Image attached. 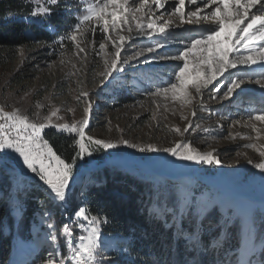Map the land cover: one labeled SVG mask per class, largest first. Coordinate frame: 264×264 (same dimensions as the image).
<instances>
[{"label": "rangeland", "instance_id": "1", "mask_svg": "<svg viewBox=\"0 0 264 264\" xmlns=\"http://www.w3.org/2000/svg\"><path fill=\"white\" fill-rule=\"evenodd\" d=\"M69 2L72 6L65 7L69 12H75L78 7L82 6V10L76 15L77 19L84 14L83 10L89 4L102 2V0H64L65 4ZM174 2L175 0H168L165 10L157 8L154 4L151 5L155 17L163 15V20L158 21L159 23L171 20L174 25H179L173 32L176 39H169L167 44V48L173 54L183 47L176 42L177 40L197 35L194 29L209 26L207 21H201L199 25L180 24L178 15H170L166 10ZM129 3L132 5L133 0H129ZM37 4L38 7H51V12L53 10L49 0H37ZM200 6L203 7L202 4ZM195 7L185 0L186 13L189 10H195ZM205 11L208 10L205 9ZM137 15L141 14L137 13ZM31 22L43 26L46 31H54L52 25L36 17H33ZM93 29H95L94 32ZM125 33V37L137 35L140 41L131 42L127 46L129 53L123 59H126L132 52L155 42L153 38L149 39L140 35L134 23L132 32L125 30ZM98 35H104L101 25L95 20L91 24H86L84 30L77 33V42L85 51L77 55L78 49L72 41V45L68 40L62 42L61 38L56 41H41L31 34L32 47H19L13 62L6 65L0 64V106H3L5 111L11 112L19 109L22 115H27L33 122H37V113L42 120L52 111H56L57 115L52 118L53 124L71 125L85 118L84 108L90 102L91 112L87 115L89 123L85 129L86 135L118 144V147L114 149L95 150L92 156H85L84 159L76 162L67 200L74 187L78 188L80 185L81 189L77 196L79 204L71 210L67 202L55 201L62 206L61 213L68 220L67 224L70 226L72 222H78V227L81 229L80 235H86L88 225L82 223V219L76 217L75 212L82 207L84 194L87 193L88 188L94 184L98 185L93 173L105 167L120 168L137 173L150 181L171 180L178 185L182 197L179 213L173 214L172 208L160 209L156 205L151 207V210L165 219L168 213H172L168 225L175 223L178 229L182 223L183 229L178 231L185 234L188 242H194L197 238L195 242L199 245L198 229L204 228L200 221L193 225L187 219L186 215L190 207L194 209L200 220L214 205H219L231 226H233L234 219L241 218L243 221L241 241L236 243L235 239H230L222 251L219 264H264L260 257L264 246V231L263 234H258L256 222L257 212L264 213V172L254 166L256 163L264 162V157H260L255 149L245 147L251 143L264 146V122L250 120L251 115L264 114V88L254 83L256 79L264 76V67L257 64L251 68L230 69V72L242 78L245 83L228 99H221L220 94L212 91L217 83L214 82L208 88L202 89L201 94L193 91L196 99L191 104L182 105L180 101H173L170 96L165 98L150 95L152 90L140 91L139 82H136L137 73L140 71H133L138 67L136 64L132 67L123 65L132 71L125 74L127 69L125 67V71L121 73L122 76L118 74L116 79L110 80L102 76L101 73L105 71V56L111 59L115 48L112 42L106 40L105 37L99 43H95L94 38ZM101 43L106 45L104 50L99 48ZM175 62L165 64L182 63ZM164 71V66H162L153 74L154 87L160 86L161 80H168L167 73L160 75ZM170 71L169 68L167 72ZM14 79L20 82L17 83ZM219 81L226 83L223 77H220ZM85 92L88 93L86 97L82 95ZM252 123L260 129L259 138L256 130L249 126ZM189 124L192 127H188ZM175 128H179L180 133L174 131ZM186 128L187 131H185ZM47 129L53 128L45 130ZM123 140L141 146L154 144L160 149L174 147L180 142H190L192 147L201 152L214 151L221 163L208 165L183 161L164 151L140 152L137 148H129L122 144ZM128 154H134V157L149 163L158 175L141 168L126 169L110 164L111 159L122 158ZM10 158H15V161ZM0 169L1 172L5 170L14 181L7 200L16 219H19L27 189H33L34 181L43 187L45 185L38 176L27 169L22 158L11 150L0 153ZM207 175L218 177L237 192L242 193L248 189L249 196L245 197L246 199H239L226 195L221 190L203 182L201 177ZM46 189L49 197L53 199V194L48 188ZM39 201L40 209L35 212L28 239L23 240L15 236L19 241L16 247L13 246L11 258L7 264H44V261L50 257L56 259L58 264L60 260H63L64 264H74L71 260L72 251L68 256V262L62 254L58 234L66 239L70 250L79 246L78 238L75 244L73 234L71 237H66L62 230L63 227L59 229L54 224L51 211L41 200ZM215 227L216 225L210 226L208 231H213ZM9 231L7 229V233ZM53 235L56 237L55 241L51 238ZM222 242V234H216L212 246L218 248ZM99 252L102 253L101 256ZM127 259H135L127 247L114 237L101 236V244L96 250L98 264H110V262L123 264L121 260Z\"/></svg>", "mask_w": 264, "mask_h": 264}, {"label": "snow or ice", "instance_id": "2", "mask_svg": "<svg viewBox=\"0 0 264 264\" xmlns=\"http://www.w3.org/2000/svg\"><path fill=\"white\" fill-rule=\"evenodd\" d=\"M49 3L51 6L63 5L68 8L72 6L71 2L65 4L64 0H49ZM167 3L168 0H133L132 5L129 0H102V2L91 3L84 8V14L79 16L77 22L71 26L72 31L61 37V41L74 42L78 49L77 55L83 53L85 50L77 42V33L82 32L86 24H91L95 20L101 25L105 39L111 41L115 48L111 59L105 56V71L101 73L110 80L116 79L118 74L125 71L123 65L131 67L133 62L139 65L141 57H143L142 63L147 66L145 71L149 76L157 72V69L152 67L153 64L159 66L169 60L182 62L176 65H164L165 71L160 75L167 73L168 80H161L160 86L149 93L165 98L170 96L173 101H180L182 105L191 104L196 99L193 91L201 94L202 89L208 88L214 82L217 83L212 91L220 94L221 99H228L245 83L242 78L230 72V69H236L238 66L251 68L257 64L264 67V0H199V3L198 0H188L190 5L196 7L195 10H189L187 13L185 0H175L166 10L170 15H178L180 24L199 25L201 21H207L209 26L194 29L197 35L177 40L176 42L183 47L177 49L174 54L167 48V44L169 39H176L173 32L179 25H174L171 20L159 23L158 21L163 20V15L155 17L151 8L154 4L159 9H165ZM201 4L203 7L200 6ZM137 13L141 15L138 16ZM32 16L46 23L47 18L51 16V7L39 6L32 12ZM133 23L140 35L149 39L153 37L158 39L121 60L125 41L127 39L130 42L131 37L120 35V31L126 27V30L131 33ZM110 31L116 33V38L109 34ZM105 46L101 43L99 48L104 50ZM162 49L164 51H161ZM169 68L171 71L167 72ZM134 70L140 69L136 67ZM220 77H223L226 83L220 82ZM254 83L264 88V76L256 79ZM82 95L86 97L88 93L85 92ZM69 111L72 110L69 109ZM84 112L86 116L83 120L71 125L67 123L58 125L52 123V118L57 115L56 111H52L42 120L37 113V122H33L27 115H22L19 109L9 112L0 106V153L9 150L17 153L27 169L48 187L54 201L67 202L69 185L73 179L77 159L90 157L95 150L118 147V144L111 141L86 135L85 129L89 123L87 115L91 112L90 102L84 108ZM250 120L264 122V114L251 115ZM249 126L256 130L259 138L260 129L256 128L255 123ZM188 127L192 125L189 124ZM46 128H53L60 133H76L78 151L75 157L69 161L62 159L42 135ZM174 131L180 133L181 130L175 128ZM246 138L250 139V137ZM121 143L129 148H137L140 152H168L183 161L208 165L221 163L214 151L201 152L192 147L190 142L176 143L174 147L164 149L154 144L141 146L128 140H123ZM245 147L255 149L260 157H264V146L251 143ZM254 166L264 172V162L256 163ZM88 213L89 210L84 207L78 208L75 212V216L86 222L88 227L86 235L78 237L79 246L71 249V260L74 264H98L96 250L101 244V226L108 224L109 221L106 216ZM62 230L66 237L72 236L68 224H65ZM51 238L56 240L54 235ZM44 264H58V262L50 257L44 261ZM59 264H64V261L60 260Z\"/></svg>", "mask_w": 264, "mask_h": 264}, {"label": "trees", "instance_id": "3", "mask_svg": "<svg viewBox=\"0 0 264 264\" xmlns=\"http://www.w3.org/2000/svg\"><path fill=\"white\" fill-rule=\"evenodd\" d=\"M81 7L75 12H69L63 5L53 6L51 16L46 22L54 27V31L50 32L31 22L34 17L32 12L38 8L37 0H0V64L13 62L19 47H32L31 34L41 41H56L71 32V26L76 23V15L82 10ZM103 38L104 35L96 36L95 43H99ZM69 42L72 45V42ZM14 81L20 82L18 79ZM43 136L62 159L69 161L75 157L78 151L77 134L47 129ZM93 176L98 185L94 184L88 188L82 207L89 210V215L107 217L109 222L101 226V236L116 238L135 258L121 260L123 264H219L222 251L230 239H235L236 243L241 241L242 219L237 217L233 226L229 225L219 205L211 207L201 220L192 207L187 211L186 217L193 225L200 221L204 227L198 229L199 245L195 242L197 238L194 242H188L185 234L179 233L178 230L183 229L182 223L178 229L175 223L168 225L172 213H168L165 219L157 212H152L151 207L155 205L160 209L172 208L173 214L180 212L182 197L178 185L171 180L154 182L137 173L111 167L98 170ZM13 184L9 174L5 170L1 172L0 169V264H7L10 260L15 236L23 240L28 239L35 212L40 209L39 200L51 211L54 224L59 229L68 223L61 213L62 206L49 197L45 187L35 181L33 189L26 188L27 196L23 198L21 217L16 219L7 200ZM80 189V185L78 188L74 187L67 200L71 210L79 204L77 196ZM256 222L258 234H263L264 213L261 211L256 214ZM212 225L216 227L209 232ZM70 228L76 244L81 234L78 222H72ZM7 229L10 230L9 233ZM216 234L223 236V242L218 248L212 246ZM58 238L62 254L68 262L71 250L62 235L58 234ZM98 254L102 255L101 252ZM260 257L264 261V246Z\"/></svg>", "mask_w": 264, "mask_h": 264}, {"label": "bare ground", "instance_id": "4", "mask_svg": "<svg viewBox=\"0 0 264 264\" xmlns=\"http://www.w3.org/2000/svg\"><path fill=\"white\" fill-rule=\"evenodd\" d=\"M161 10H165V9H161ZM125 30H126V28L121 30L120 31V35H125L127 33V32L125 33ZM110 33H111L112 36L116 37V33L115 32H111L110 31ZM138 39L139 38L137 37V35L134 34V35L131 36L130 42L128 40L125 41L124 51L121 53V60H124L123 57H125L129 53L128 50H127V46L131 42L137 43L138 41H140ZM153 39L156 40V39H158V37H153ZM142 59L143 58H140L141 61H142ZM134 64L135 63L133 62V65ZM167 64H171V63L168 62ZM164 65H166V64H164ZM125 67L127 68V66H124V68ZM238 67H241V66H238ZM159 68H161V67H159ZM131 71H132V69H130L128 67L126 69V71H125V74H128ZM121 76H122V74L120 75V77ZM110 162H112V163H110ZM110 162L108 161V163H110V164L118 165V166H121V167L126 168V169L127 168H141V169L146 170V171H148V172H150L152 174H156L157 173L155 170H153V168L151 167V165L149 163H146V162L142 161L141 159H139L137 157H134V154H128L127 156L122 157V158H114V159H111ZM201 179L207 185H209V186H211V187H213L215 189H219L223 193H225L226 195H229L231 197H235V198H239V199H246L245 197L249 196L248 195V192H249L248 189L246 191L242 192V193L237 192V191L233 190L232 188H230L228 185L224 184L218 177H215L213 175H207V176L201 177ZM16 244L14 245V247H16ZM22 254L25 255V252L22 251Z\"/></svg>", "mask_w": 264, "mask_h": 264}, {"label": "water", "instance_id": "5", "mask_svg": "<svg viewBox=\"0 0 264 264\" xmlns=\"http://www.w3.org/2000/svg\"><path fill=\"white\" fill-rule=\"evenodd\" d=\"M10 159H13V161H15V158H10ZM105 165V164H104ZM155 173V172H154ZM80 173H78V175H79ZM156 175H158V173H156ZM45 185V184H44ZM45 187L46 188H48L46 185H45ZM19 240H18V238L16 237L15 239H14V244H16L17 242H18Z\"/></svg>", "mask_w": 264, "mask_h": 264}]
</instances>
